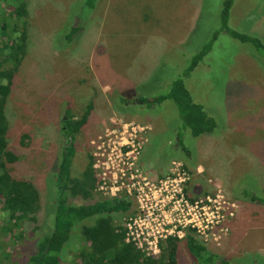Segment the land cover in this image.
Masks as SVG:
<instances>
[{"label":"rangeland","instance_id":"374dc122","mask_svg":"<svg viewBox=\"0 0 264 264\" xmlns=\"http://www.w3.org/2000/svg\"><path fill=\"white\" fill-rule=\"evenodd\" d=\"M225 1L28 0L27 48L14 72L5 115L8 149L17 156L10 172L37 189L40 210L34 222L24 224L22 237L18 229L9 230L13 224L0 208V264H24L45 231L40 229L50 224L56 192L50 184L67 143L64 121L67 116L80 119L90 105L86 124L73 140V178L87 171L94 177L89 142L109 119L149 125L143 172L154 178L180 160L191 174L188 195L219 187L236 203L237 218L220 247L206 248L232 264H264V204L250 199L264 200V0H231L226 23ZM8 3L0 0V7L5 10ZM3 23L0 38L19 35L17 20L0 15ZM14 24L17 33H12ZM170 28L183 36L168 50L159 36ZM232 31L259 39L263 47L236 39ZM210 45L185 75L193 58ZM8 51H0L2 69L13 68L5 59ZM176 79L215 120L212 133L193 136L172 100L142 101L166 95ZM101 198L94 191L88 200L70 196L68 202L78 206ZM91 222L73 228L64 262L76 254L80 227ZM178 259L179 264H196L182 247Z\"/></svg>","mask_w":264,"mask_h":264},{"label":"trees","instance_id":"16d2710c","mask_svg":"<svg viewBox=\"0 0 264 264\" xmlns=\"http://www.w3.org/2000/svg\"><path fill=\"white\" fill-rule=\"evenodd\" d=\"M27 5L28 0H9V3L4 5L5 10L0 7V15L5 16L6 14L9 18H14L21 27L18 36L10 39L8 34L6 40L0 38V44L3 43L0 51L9 50L5 59L14 64L11 69H2L3 61L0 62V208L6 211L8 221L13 224L9 230L18 229L22 237L23 233H26L23 229L24 224L26 222L30 224L36 220V215L40 210V195L33 184L15 178L10 172L9 167L17 161V156L8 149L5 108L11 94L14 72L27 48ZM230 8L231 0H226L222 10V18L225 23ZM6 26L7 24L3 23L0 28ZM15 32L17 33V24L13 26L12 33ZM230 35L248 42L256 48L263 47L261 41L255 37L242 35L235 31H232ZM210 47L211 45L193 58L185 75L188 76L190 71L198 65ZM165 100H172L176 104L184 126L191 131L193 136L210 134L215 130V120L208 116L200 104L193 101L182 79L174 80L166 95L152 101H142L161 103ZM90 108L91 105L88 106V110L80 119L73 120L67 116L64 121L66 125L63 134L67 143L63 146L61 155L57 159L53 176L56 183L53 180L54 185L50 184V190L56 189L55 197H51V201L49 200L54 205V210L52 215L48 216L51 219L50 224L46 228L40 229L45 231L41 236H38L34 250L26 257L24 264H179L178 253L181 247L196 264H232L223 259L219 260L191 232H188L182 240L169 238L162 242L160 255L156 259L144 257L135 247L124 242L121 223L117 222V219L123 217L133 205L126 196L115 199L102 197L92 204L78 206L68 202L70 196L88 200L95 190V181L91 177L90 171H87L81 179L71 176V165L75 155L73 140L86 124ZM250 199L264 204V200L255 196H250ZM50 203L48 204L51 205ZM84 220H92V222L80 227L79 245L75 248L76 254L72 260L64 262L62 254L68 247L66 244L71 241L72 235H74L72 234L73 228ZM21 240L22 238L20 243ZM26 242L25 239L20 245L23 246Z\"/></svg>","mask_w":264,"mask_h":264},{"label":"built area","instance_id":"2783aa9c","mask_svg":"<svg viewBox=\"0 0 264 264\" xmlns=\"http://www.w3.org/2000/svg\"><path fill=\"white\" fill-rule=\"evenodd\" d=\"M149 131V125L114 117L89 142L95 193L106 199L126 196L133 203L121 223L124 242L152 259L162 242L182 240L188 232L205 246L220 247L230 234L236 203L219 187L188 195L191 174L180 160L154 178L145 174L141 154Z\"/></svg>","mask_w":264,"mask_h":264},{"label":"crops","instance_id":"0c3cea01","mask_svg":"<svg viewBox=\"0 0 264 264\" xmlns=\"http://www.w3.org/2000/svg\"><path fill=\"white\" fill-rule=\"evenodd\" d=\"M143 6L144 5H140V10L142 11V8H143ZM135 9H137V8H135ZM198 8H196V10H197ZM180 13H182V8L180 9V11H179ZM139 13V12H138ZM142 19H143V16L141 17ZM161 18V17H160ZM170 21H171V19H170ZM171 26L172 27H174V25L173 24H171ZM178 28V27H177ZM186 28H188V26L186 27ZM181 36H183L182 34H179V31H174V30H172V28H170L166 33H164V34H160V36H159V38H160V40H161V42H163V43H165L164 44V46L166 47V49H168L169 50V48H170V43L171 42H173L174 43V40H175V42H179L180 43V37ZM155 37V36H154ZM197 172H198V174H199V172H201V168H198L197 169ZM196 172V173H197ZM237 218V217H236ZM235 221H236V219H235ZM234 221V222H235ZM234 224V223H233ZM233 224H231V225H233ZM227 239V238H226Z\"/></svg>","mask_w":264,"mask_h":264}]
</instances>
